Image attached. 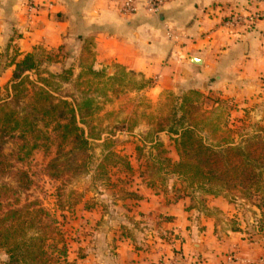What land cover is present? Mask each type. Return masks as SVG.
I'll return each instance as SVG.
<instances>
[{
  "label": "crops",
  "instance_id": "1",
  "mask_svg": "<svg viewBox=\"0 0 264 264\" xmlns=\"http://www.w3.org/2000/svg\"><path fill=\"white\" fill-rule=\"evenodd\" d=\"M25 1L0 0V62L11 51L19 59L38 47L80 50L90 39L95 68L113 75L119 66L157 80L144 89L153 96L194 91L216 98L215 109L228 102L230 113L239 115L230 127H264V22L248 31L223 24L232 13L264 7V0H172L157 16L140 9L131 17L120 15L114 0H49L33 19ZM1 68L0 87L14 66ZM131 191L138 199L129 210L123 209L127 201L110 203L120 202L123 216L84 209L89 232L67 235L59 264H264V203L224 194L209 196L204 207L175 197L172 187L143 181ZM114 220L119 230L111 231ZM7 259L0 251V264Z\"/></svg>",
  "mask_w": 264,
  "mask_h": 264
},
{
  "label": "trees",
  "instance_id": "2",
  "mask_svg": "<svg viewBox=\"0 0 264 264\" xmlns=\"http://www.w3.org/2000/svg\"><path fill=\"white\" fill-rule=\"evenodd\" d=\"M92 45V40L85 39L80 47L78 72L74 67L51 71L57 56L42 48L5 63L14 66L15 72L5 87L6 97L0 98V251L8 256L4 264H50V248L57 252V261L67 253L58 219L39 199L30 200V176L16 165L35 151L54 146L55 156L44 166L45 174L55 180L74 178L89 173L95 160L93 142L102 141L105 149L95 171L105 176L118 165L130 169L127 157L107 149L111 140L103 138L91 120L99 109L98 96L141 90L150 82L136 80V73L119 66L113 75L95 68ZM193 96L203 97L194 91L181 96L184 118L173 119L164 130L176 135L179 160L164 156L161 164L194 190L212 196L238 191L259 207L257 199L264 203V138L252 137L239 144L226 138L210 140L204 132L217 137L222 132L218 123L197 120V116L185 118L194 109ZM10 142L15 148L6 152Z\"/></svg>",
  "mask_w": 264,
  "mask_h": 264
},
{
  "label": "rangeland",
  "instance_id": "3",
  "mask_svg": "<svg viewBox=\"0 0 264 264\" xmlns=\"http://www.w3.org/2000/svg\"><path fill=\"white\" fill-rule=\"evenodd\" d=\"M60 47L55 49L38 48L44 49V53L57 56L58 62L50 66L51 71L60 72L64 67H74L75 72H78L77 60L80 57V50L72 44ZM13 59L18 61L22 58L18 59L11 51L9 56H5V60L0 62V65L1 63L5 65ZM14 70L15 67L12 76ZM113 70L117 71V68L114 67ZM106 71L109 73L107 69ZM134 78L139 81L142 79L137 74ZM148 81L152 85L157 80ZM6 85L0 87V98L6 97ZM144 89L126 91L121 94L110 92L107 97L98 96L96 103L99 109L91 120L96 130L102 132L103 138L111 140L107 149H111L120 156L127 157L130 169L118 165L109 168L108 174L105 176L95 171V166L105 149L102 141L93 142L95 160L89 173L74 178L65 177L55 180L45 174L44 166L55 156L54 146L49 151L37 150L26 161L16 165L18 169L27 171L30 176L31 189L28 192L30 200L39 199L43 207L54 214L59 221L58 228L61 230L66 244L67 235L69 234H72V238H79L83 234H88L89 231L85 226L87 220L82 216L84 209L88 211L96 209L98 211L101 208L115 217L126 214L125 212L122 213L121 206H117L120 205V202L116 203L117 207L110 203L113 201H127L128 205L125 206L128 208L123 209L124 211L125 209L129 210L131 200L138 199L131 195V187L141 181L154 185L160 190L172 187L174 189L172 194L175 197L187 196L194 205L205 207L208 197L212 196L201 190H194L183 179L169 174V168L161 164L164 156L170 158L172 162L179 160L175 143L176 135L167 133L164 130L171 126L173 119L181 120L184 118V110L180 108L182 104L181 96L169 91H163L153 96ZM191 98L193 99L191 104L194 109L191 107V116L185 117L186 120L194 119L197 116V120L208 121L205 118L210 117L212 122L222 124V134H218V136L235 144L252 137L264 138V127H252L246 124H238L235 127L228 125V123H236L239 118L236 113L234 115L230 113V103L225 102L215 109L214 102L216 98H197L196 96ZM227 114H229V118ZM204 135L210 140L220 139L219 137H212V133L204 132ZM13 148H15V143H8L6 152H10ZM162 150H166L167 153H162ZM225 195H228V198L232 201L236 200L235 196L249 201L244 199L238 191L228 192ZM259 202L262 203V201ZM95 205L99 207L96 208ZM112 221L109 220L108 223ZM118 226L116 220L108 225L111 231L119 230ZM128 227L126 232L130 234L131 229ZM57 239L58 246H62L60 238ZM49 253L53 257L50 264L61 262L62 257L57 261V252L53 248L49 249ZM61 264L66 263L63 261Z\"/></svg>",
  "mask_w": 264,
  "mask_h": 264
},
{
  "label": "built area",
  "instance_id": "4",
  "mask_svg": "<svg viewBox=\"0 0 264 264\" xmlns=\"http://www.w3.org/2000/svg\"><path fill=\"white\" fill-rule=\"evenodd\" d=\"M117 10L123 17H131L140 9L151 16H157L165 4L172 0H114ZM50 5L49 0H26L24 3L25 14L28 19H33L43 9ZM264 22V7L247 9L244 12L232 13L223 22L231 30L248 31Z\"/></svg>",
  "mask_w": 264,
  "mask_h": 264
},
{
  "label": "water",
  "instance_id": "5",
  "mask_svg": "<svg viewBox=\"0 0 264 264\" xmlns=\"http://www.w3.org/2000/svg\"><path fill=\"white\" fill-rule=\"evenodd\" d=\"M194 62H197V60H195ZM2 69H3V68L0 69V73H1Z\"/></svg>",
  "mask_w": 264,
  "mask_h": 264
}]
</instances>
